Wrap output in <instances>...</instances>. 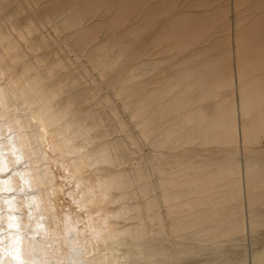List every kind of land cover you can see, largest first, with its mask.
Masks as SVG:
<instances>
[{"label":"bare ground","instance_id":"obj_1","mask_svg":"<svg viewBox=\"0 0 264 264\" xmlns=\"http://www.w3.org/2000/svg\"><path fill=\"white\" fill-rule=\"evenodd\" d=\"M175 1L0 0V264H264V0Z\"/></svg>","mask_w":264,"mask_h":264},{"label":"rangeland","instance_id":"obj_2","mask_svg":"<svg viewBox=\"0 0 264 264\" xmlns=\"http://www.w3.org/2000/svg\"><path fill=\"white\" fill-rule=\"evenodd\" d=\"M212 1H213V4H211ZM237 1H239V5H238L239 9H236V12L239 15L240 11H242L244 9L247 10L248 7L250 8L251 5L254 4L257 0H254L252 3H251L252 0H237ZM166 3H168V2H166ZM175 3L177 5L176 8L181 9V10L183 9V7H185L186 5H190V4H195V3L209 4V5L213 6L215 8V11H217V13L219 14V15H213L214 20H215L216 16H218L217 20H219V23L217 22L215 24V26L206 35L207 38H209V39L204 37L203 39L199 40L196 43V41H193V39L187 37L186 41L184 43H190L191 44L190 46H196V49L201 48V46H203V45H208V46L212 45L213 43H216L220 50L229 48L230 39H229L228 35L230 34V32H229V28H228V17H227L228 11H227V9L222 8V6L227 3V0H206V1L176 0ZM250 3H251V5H250ZM203 9H204V7H201V8L194 9V11H197V12L205 11ZM70 56L72 57L73 55H70ZM261 144H262V146H264V140L261 141ZM20 164H22V163H19L18 166ZM81 224L82 225H79V226L84 227L83 224H85V221L83 220V222Z\"/></svg>","mask_w":264,"mask_h":264}]
</instances>
